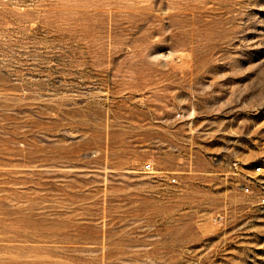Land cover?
Returning <instances> with one entry per match:
<instances>
[{
    "label": "rangeland",
    "instance_id": "obj_1",
    "mask_svg": "<svg viewBox=\"0 0 264 264\" xmlns=\"http://www.w3.org/2000/svg\"><path fill=\"white\" fill-rule=\"evenodd\" d=\"M0 264H264V0H0Z\"/></svg>",
    "mask_w": 264,
    "mask_h": 264
},
{
    "label": "built area",
    "instance_id": "obj_2",
    "mask_svg": "<svg viewBox=\"0 0 264 264\" xmlns=\"http://www.w3.org/2000/svg\"><path fill=\"white\" fill-rule=\"evenodd\" d=\"M151 168H152V167H151V165H149V164H148V165H146V170H148V171H149ZM257 170L259 171L260 169H257ZM174 182H175V181H174Z\"/></svg>",
    "mask_w": 264,
    "mask_h": 264
}]
</instances>
